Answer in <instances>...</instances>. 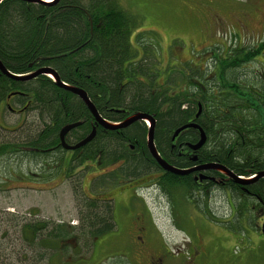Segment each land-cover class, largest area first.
<instances>
[{
    "label": "trees",
    "instance_id": "obj_1",
    "mask_svg": "<svg viewBox=\"0 0 264 264\" xmlns=\"http://www.w3.org/2000/svg\"><path fill=\"white\" fill-rule=\"evenodd\" d=\"M43 1L49 3H0V62L9 73L25 76L51 68L62 83L85 92L98 114L111 124H119L133 114L150 115L155 121V147L173 167L194 164L186 144H196L198 132L183 130L172 141L174 132L191 122L199 125L206 136L204 146L194 153L197 163L219 164L242 177L254 173L246 170L250 157L253 166H264V75L246 81L238 73L242 64L264 52V41L246 54L232 47L223 56L211 55L212 66L206 69L190 66L182 74L173 72L162 78L155 67L158 59L154 31L136 32L133 42L142 17L123 10L118 0ZM18 90L24 95L12 94ZM8 95L12 102L22 104L24 115L33 113L39 126L29 130L27 136L18 134L15 140H1L0 158H33L39 163L38 175L42 178L59 176L66 162L59 146L60 131L66 125L80 123L67 136L72 144L81 142L93 130L94 119L85 104L44 75L16 81L0 74L1 112L7 108L1 103L7 102ZM97 129V138L81 149L83 156L67 162L66 177L76 185L75 191L82 183L76 175L79 164L99 151L102 162L123 159L119 171L125 180L160 170L146 148L149 128L145 122L120 131L100 126ZM18 131L0 128L4 135ZM250 139L258 141L259 148L251 146ZM128 145L135 147L137 156L127 155ZM50 158L54 159L49 161ZM162 179L157 186L171 198L179 195L197 204L194 198L206 195V190L198 192L191 176L166 173ZM1 182L0 191H4L7 183ZM105 184L108 187L111 182ZM98 185L101 183L92 185V197L84 192L74 194L82 213V230L76 231L70 224L21 222L20 241L25 251L15 247V263L11 264H57L69 249L76 254V244L83 242V247L89 248L92 241L112 233L117 227L113 203L98 196ZM238 195L237 199L244 200Z\"/></svg>",
    "mask_w": 264,
    "mask_h": 264
},
{
    "label": "rangeland",
    "instance_id": "obj_2",
    "mask_svg": "<svg viewBox=\"0 0 264 264\" xmlns=\"http://www.w3.org/2000/svg\"><path fill=\"white\" fill-rule=\"evenodd\" d=\"M118 4L142 17L133 42L136 32L154 31L155 67L162 78L173 72L182 74L190 66L206 69L212 66L211 55L223 56L233 45L257 47L264 41V0H118ZM237 19L243 20L247 31L238 26ZM238 73L246 81L256 80L264 73V53ZM23 116V132L1 133L0 141L15 140L18 134L27 136L29 130L39 126L33 113ZM19 121L7 108L0 110L2 126ZM12 156L0 158V182L7 183L0 191V264L15 263V247L25 251L20 241L21 222L70 224L78 231L82 213L74 194L95 195L91 190L95 186L89 183L100 172L84 175L78 171L82 183L75 191L76 185L62 174L50 177L48 182L50 178L38 175L40 167L35 159ZM156 177L146 174L132 181L131 186L98 185L100 198H115L112 209L116 229L92 241V247L84 248L83 242L76 244V254L69 249L57 264H264V241L258 240L259 229H237L229 219L230 206L222 190L198 195L194 198L197 204H193L177 194L167 196L156 185ZM239 221L246 227L250 222ZM136 225L141 232H137Z\"/></svg>",
    "mask_w": 264,
    "mask_h": 264
},
{
    "label": "flooded vegetation",
    "instance_id": "obj_3",
    "mask_svg": "<svg viewBox=\"0 0 264 264\" xmlns=\"http://www.w3.org/2000/svg\"><path fill=\"white\" fill-rule=\"evenodd\" d=\"M237 24L239 27L243 28L244 31H247V29L243 23V20L241 21V20L237 19ZM263 37H264V34H263ZM263 37H262V39H263ZM261 43H262V41H260L257 44V48H258V46H260ZM248 46L249 45H247L245 47L242 45V46L235 47V45H233V47H235L237 51H242L245 54L247 53V50L251 51L253 48H256V46H249V47ZM263 53L264 52L260 53L259 55L254 57L249 62H245L244 65L250 64L252 61L253 62L257 61L258 57L260 55H262ZM244 65H242V66H244ZM244 68H246V67H244ZM262 75H264V73H262ZM17 76H19V75H17ZM15 93L24 95V93H22V91H20V90L12 92V94H15ZM11 98H12V96L8 95L5 99V101H7V102L1 103V105H2V107H4V105H7L6 106L7 109L11 113H13V115H17V117L20 118V121L17 122L16 124L9 126V127H4V126H2L1 123H0V126L6 130H9V131H11V130L12 131L13 130H20L21 131L22 126H23V122H24V121H22V118L24 115V110H23L22 104L12 102L10 100ZM87 110H88L90 116L94 119L93 128L95 129V136H94L93 140H95L97 138V132H98L97 127L99 128V125L96 124L95 118L93 117V115L91 114V112L89 111L88 108H87ZM101 119L104 120L102 117H101ZM104 121L107 122L106 120H104ZM139 122H142V121H139ZM107 123H109V122H107ZM136 123H138V122H136ZM191 123H195V122H191ZM113 124H115V123H113ZM101 128H103V127H101ZM73 130L69 131L64 137V143L67 147H74L79 142L78 141V142L72 143V144L68 143L67 136ZM104 130H106V129H104ZM195 130L198 132V135H200L198 129H195ZM14 135H16V133ZM174 140H172V141H174ZM91 142H89V143H91ZM258 143L259 142L256 140H253V139L249 140V144L251 146H256V148H259ZM88 144H86V145H88ZM189 144H191V143H187L186 146H187V149H189L191 151V152H189V156L190 157L193 156L191 161L194 164L191 166H186V167H182V168H178V167L174 166V168L183 169V170H191V169H195V168H198V167L203 165V164L197 163V158H196V155L194 154L196 151L195 152L192 151L188 147ZM59 146L62 149V151H64V160H66V162L62 164L64 167L61 168L62 171L60 174H62L64 176V179L66 181H68V179L66 177L69 174V169H68L69 167H67V165H68L67 162L70 159H75V158L78 159L81 156H83L84 153L81 149H83V147H85V146L77 148V149H73V150L65 149L61 144L60 137H59ZM146 148H147V141H146ZM127 149H128V151L126 153L128 156H131V157L137 156V154L135 153V147L133 145H128ZM147 151H148V148H147ZM157 152H158V150H157ZM148 153H149V151H148ZM158 155L161 157V159L163 161H165L167 164H169L168 161H166V159H164V157L159 152H158ZM102 161H104V160H102V153L99 151V153H97L95 155V157L85 159L84 161H82L79 164L78 171L83 172L84 175L86 173H89L90 171L91 172L100 171L97 175H95L92 178V181L89 183L90 186L94 185L97 182H98V184H100L102 182H111V184L109 186H111V185L120 186V185H123L126 183L129 186H131L132 181L140 180L139 178L144 176L143 175V176H139V177H135V178L125 180V178L121 175V173L119 171L120 167L123 164L122 158H118L114 162H111V163H105ZM246 161H247L246 170L250 171V173L251 172H254V173L250 174L247 177L237 176V177L245 180L246 181L245 184H238V183L234 182L233 179L229 178L227 175H225L224 173H221L218 170H194L193 172H191L187 175L181 176V177L191 176L193 178L195 184H196V189L198 190V192H201L202 190H206V193H208L212 189L222 190L227 195V202L230 206L229 219L231 220V222L237 227V229H242L244 231H248L245 228H249L251 231H255V230L259 229L260 237L258 240L264 241V177L263 176L258 177V175L260 173H264V166L262 164H256V166L255 165L253 166L252 157H250ZM254 162H256V161H254ZM155 163L160 168V170L156 169L153 172V175L157 176L156 179L154 180L156 185H157V183L161 182V180L162 181L164 180V179H162V177L164 174H166L168 172H165L163 169H161V167L158 165V163L156 161H155ZM169 165L172 166L171 164H169ZM72 171H74V170H72ZM233 174L236 175L235 173H233ZM109 176H111L112 178H110ZM200 176H205V179H200ZM111 188L112 187H110L109 189H111ZM237 193H239L238 196L242 197L244 200L241 201L240 199H237ZM88 196L92 197L93 195H88ZM106 199H109L113 203L115 198L109 197ZM113 213H114V211H113ZM239 220H242V222H246V220H249L250 222H248V224H247L248 227H246L243 223H242L243 225L241 226V221H239ZM239 226H241V227H239ZM236 227H235V229H236ZM136 228H137V232H141L142 229H140V227H138L136 225ZM248 232H250V231H248Z\"/></svg>",
    "mask_w": 264,
    "mask_h": 264
},
{
    "label": "water",
    "instance_id": "obj_4",
    "mask_svg": "<svg viewBox=\"0 0 264 264\" xmlns=\"http://www.w3.org/2000/svg\"><path fill=\"white\" fill-rule=\"evenodd\" d=\"M2 1H4V0H0V3ZM20 1L27 2V3H34V4H47V3H49L48 1H43V0H20ZM0 73L4 76H6L12 80H16V81H28V80L35 79V78L42 76V75L51 78L57 84V86L59 88L65 89V90L70 91L73 94L77 95L83 101V103L86 105V107L89 109V111L91 112V114L95 118L96 124H98L99 126L103 127L106 130L125 129V128H128L129 126H131L132 124L139 122V121L148 122L149 130H148L147 138H146L148 151H149L150 155L152 156V158L158 163V165L161 167V169H163L165 172H168V173L176 175V176H184V175H187V174L193 172L194 170H218L221 173H224L225 175H227L229 178L233 179V181L238 183V184H245L246 183L245 180L237 177V175H234L227 168H225L224 166L219 165V164L209 163V164H205V165H202L198 168L191 169V170L177 169V168L170 166L169 164H167L165 161H163L161 159V157L158 155V152L155 148V145H154L155 121L151 116H149L147 114H133V115L128 116L123 122H121L119 124L107 123L101 119V117L99 116L96 109L94 108V106L92 105L90 100L88 99L85 92H83L82 90L77 89V88L69 87L66 84L62 83L59 80V77L57 76V74L51 68H41V69L34 71L28 75L17 76V75H13V74L9 73L0 62ZM79 125H80V123L69 124V125H66L60 131L59 137L61 140V144L65 149H69V150L77 149V148L85 146L86 144H88L89 142H91L93 140V138L95 136V129L94 128H93L92 132L84 140L79 142L76 146L67 147L65 145V143H64L65 135L69 131L77 128ZM191 128L198 129V131L200 133L199 141L195 145H192V144L188 145V147L192 151L195 152V151L199 150L206 142L205 133L203 132L202 128L199 125H197L196 123H189L187 125L180 127L179 129H177L173 134L172 140H174L179 135V133L181 131L186 130V129H191ZM262 176L264 177V173H260L258 175V177H262ZM200 179H205V176H200Z\"/></svg>",
    "mask_w": 264,
    "mask_h": 264
},
{
    "label": "bare ground",
    "instance_id": "obj_5",
    "mask_svg": "<svg viewBox=\"0 0 264 264\" xmlns=\"http://www.w3.org/2000/svg\"><path fill=\"white\" fill-rule=\"evenodd\" d=\"M100 117H101V116H100ZM143 122H144V121H143ZM146 125H147V127H148V122H146ZM191 129H193V128H191ZM186 130H187V129H186ZM181 132H182V131H181ZM181 132H180V133H181ZM146 138H147V137H146ZM198 141H199V140H198ZM198 141H197V142H198ZM192 145H195V144H192ZM203 146H204V145H203ZM203 146H202V147H203ZM202 147H201V148H202ZM197 151H198V150H197Z\"/></svg>",
    "mask_w": 264,
    "mask_h": 264
}]
</instances>
